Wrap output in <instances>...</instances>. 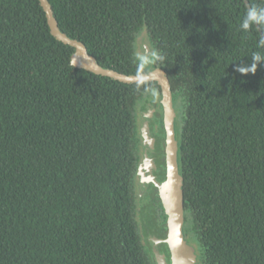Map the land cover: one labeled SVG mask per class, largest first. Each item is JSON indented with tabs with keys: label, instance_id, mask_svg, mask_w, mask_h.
<instances>
[{
	"label": "trees",
	"instance_id": "16d2710c",
	"mask_svg": "<svg viewBox=\"0 0 264 264\" xmlns=\"http://www.w3.org/2000/svg\"><path fill=\"white\" fill-rule=\"evenodd\" d=\"M47 1L60 31L120 74L146 73L145 31L177 112L197 264H264V24L242 28L244 0ZM73 52L38 0H0V264H155L141 231L166 239L167 217L158 203L139 220L137 112L160 87L76 68ZM152 105L141 111L162 118Z\"/></svg>",
	"mask_w": 264,
	"mask_h": 264
},
{
	"label": "water",
	"instance_id": "95a60500",
	"mask_svg": "<svg viewBox=\"0 0 264 264\" xmlns=\"http://www.w3.org/2000/svg\"><path fill=\"white\" fill-rule=\"evenodd\" d=\"M42 7L50 33L63 44L69 45L74 49L70 57L71 64L79 69H84L90 73L99 76L109 77L113 80L126 83H142L156 82L161 90L160 96V113L165 131V163H166V178L162 183L154 180L160 190L164 211L167 217V237L165 240H160L153 237L154 253L158 264H197L196 248L189 244L188 239L184 235V208L182 196V177L179 166V153L177 144V128L176 118L174 115V107L172 102V94L170 83L167 75L161 69H155L149 73H141L137 75H124L114 70L101 67L94 57L90 56L85 45L79 40L70 38L60 31L57 22L54 18L50 4L47 0H38ZM247 8L249 5L244 0ZM257 26V25H256ZM258 27V26H257ZM262 38L263 35H262ZM151 112L143 113L140 122V136L144 143L145 161L139 168L138 177L144 185L151 181L146 178V148L152 149L153 140L149 136L147 121L151 116ZM151 152V151H150ZM165 243L168 247L169 259L159 250L160 244Z\"/></svg>",
	"mask_w": 264,
	"mask_h": 264
},
{
	"label": "rangeland",
	"instance_id": "374dc122",
	"mask_svg": "<svg viewBox=\"0 0 264 264\" xmlns=\"http://www.w3.org/2000/svg\"><path fill=\"white\" fill-rule=\"evenodd\" d=\"M136 55L137 57L142 61L144 70H146V73L152 72L153 67V59H154V53L152 46L149 45L147 34L145 31H141L139 35L136 38ZM159 99V96L156 95H149L146 97V101L142 102L138 107L137 112V120L138 122H141V119L143 117V112L141 111L143 106L146 103L149 105L155 104ZM153 106V105H152ZM177 111V109H176ZM142 112V113H141ZM177 114L174 110V115ZM176 121L178 120L177 115H175ZM149 135L155 136L160 139L161 147H163L164 143V126L162 122V118L156 117L153 121L147 122ZM155 184V183H154ZM156 185V184H155ZM154 185H149L147 188H138V196L140 200V206H141V212L139 215V220L141 225L145 224V222L151 220L152 218H157L159 209L155 206V202H161L160 196L158 192L155 190ZM167 228V224L164 225ZM143 235V242L145 243L146 247L149 249L150 253L152 254L153 260L155 264H158L157 259L155 257L154 253V241H153V233L144 234L141 231ZM165 240V239H164ZM189 242V241H188ZM164 243V242H163ZM190 244V242H189ZM162 247H159V250H161Z\"/></svg>",
	"mask_w": 264,
	"mask_h": 264
},
{
	"label": "flooded vegetation",
	"instance_id": "af4514ba",
	"mask_svg": "<svg viewBox=\"0 0 264 264\" xmlns=\"http://www.w3.org/2000/svg\"><path fill=\"white\" fill-rule=\"evenodd\" d=\"M153 112H151V116H153ZM176 115V114H175ZM156 117H159L158 115L153 117L152 119H148V121H153L156 119ZM147 121V122H148ZM148 127V126H147ZM164 128V127H163ZM150 133V132H149ZM150 138L153 140V145H152V149L149 150V147L148 149L146 148V158H147V162H146V178H149V177H153L154 180L158 181L159 183H162L165 178H166V163H165V159H166V156H165V142H166V139L164 138V143L162 144L163 147H161V141L159 138L155 137V136H152V135H149ZM164 137H165V131H164ZM143 139L141 141V160H140V163H139V167L144 163L145 161V154H144V143H143ZM177 144H178V139H177ZM151 151V152H150ZM162 162H164L163 164H161ZM139 171V169H138ZM139 173V172H138ZM149 180H151L149 178ZM136 181H137V184H138V188H147L149 185H154L155 187V190L158 192L159 196H160V190H159V187H157L155 184H154V181L151 180V181H148L145 185L143 183H141V181L139 180V177H138V174H137V178H136ZM160 199H161V196H160ZM161 202H155L153 204H161L162 207H163V203H162V199L160 200ZM157 207V206H156ZM158 208V207H157ZM159 211L158 213H161V208H158ZM163 210H164V207H163ZM165 212V211H164ZM159 215V214H158ZM167 229V228H166Z\"/></svg>",
	"mask_w": 264,
	"mask_h": 264
},
{
	"label": "clouds",
	"instance_id": "9594fccd",
	"mask_svg": "<svg viewBox=\"0 0 264 264\" xmlns=\"http://www.w3.org/2000/svg\"><path fill=\"white\" fill-rule=\"evenodd\" d=\"M264 24V7H249L242 21V28L247 30L253 25ZM264 44V41H261ZM264 62L260 58L256 59V63Z\"/></svg>",
	"mask_w": 264,
	"mask_h": 264
}]
</instances>
